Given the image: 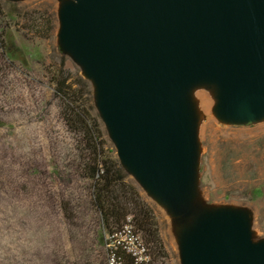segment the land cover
I'll use <instances>...</instances> for the list:
<instances>
[{
	"label": "water",
	"instance_id": "obj_1",
	"mask_svg": "<svg viewBox=\"0 0 264 264\" xmlns=\"http://www.w3.org/2000/svg\"><path fill=\"white\" fill-rule=\"evenodd\" d=\"M60 21L119 160L163 204L195 186L194 86H216L224 121L264 119V0H72ZM182 251L184 264H264L248 215L227 209L196 222Z\"/></svg>",
	"mask_w": 264,
	"mask_h": 264
},
{
	"label": "rangeland",
	"instance_id": "obj_2",
	"mask_svg": "<svg viewBox=\"0 0 264 264\" xmlns=\"http://www.w3.org/2000/svg\"><path fill=\"white\" fill-rule=\"evenodd\" d=\"M2 1L9 19L48 13L54 17L55 31L48 39L30 31L25 38L24 21L16 26L15 19L8 35L25 56L10 59L0 48V264H85L87 259L100 264L103 256H98L105 250L97 245L96 219L81 207L78 226H72L58 205L60 196L77 205L85 198V183L73 166L72 136L50 84V72L63 64L74 78L89 80L62 44L60 12L72 0ZM90 82L96 98L95 84ZM200 89L214 94L208 110L195 106L193 94ZM190 101L198 156L189 197L163 204L128 172L156 212L169 254L160 264H184L186 233L217 210L247 214L254 240L264 242V119L247 124L222 120L217 113L218 89L210 84L194 86ZM104 129L114 145L105 125Z\"/></svg>",
	"mask_w": 264,
	"mask_h": 264
},
{
	"label": "trees",
	"instance_id": "obj_3",
	"mask_svg": "<svg viewBox=\"0 0 264 264\" xmlns=\"http://www.w3.org/2000/svg\"><path fill=\"white\" fill-rule=\"evenodd\" d=\"M6 19L12 23L8 24ZM14 20L16 26L24 21L21 31L25 33V38L30 31L40 39H48L55 31L54 17L48 13H38L37 16L19 14L17 18L9 19L5 4L0 0V48L8 52L10 59L25 56V50L15 48L8 35ZM50 73V84L60 100V116L74 143L73 166L79 179L85 183L83 204L77 205L71 199L65 200L61 196L58 198L65 219L70 225L78 226L75 221L80 218L78 214L81 207L93 215L100 228L95 231L97 245L105 250L98 256H103L100 264H112V259L116 260V264H160L167 260L169 254L156 212L130 180L115 146L107 139L91 82L84 77L74 78L64 64ZM128 226L143 240L150 257L148 262H140L124 248L117 237L113 238ZM84 262L91 264L89 259Z\"/></svg>",
	"mask_w": 264,
	"mask_h": 264
},
{
	"label": "built area",
	"instance_id": "obj_4",
	"mask_svg": "<svg viewBox=\"0 0 264 264\" xmlns=\"http://www.w3.org/2000/svg\"><path fill=\"white\" fill-rule=\"evenodd\" d=\"M114 237H117L124 245V248L140 262H148L150 260L143 240L140 236L133 233V229L130 226L126 227L123 232L115 234ZM112 264H116L115 259H112Z\"/></svg>",
	"mask_w": 264,
	"mask_h": 264
},
{
	"label": "bare ground",
	"instance_id": "obj_5",
	"mask_svg": "<svg viewBox=\"0 0 264 264\" xmlns=\"http://www.w3.org/2000/svg\"><path fill=\"white\" fill-rule=\"evenodd\" d=\"M193 97L195 100V106L200 110H208L213 105V93L206 94L202 89H200L194 92Z\"/></svg>",
	"mask_w": 264,
	"mask_h": 264
}]
</instances>
